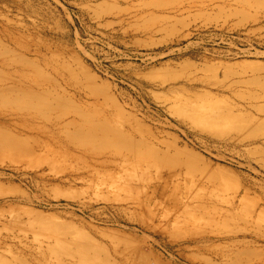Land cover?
<instances>
[{"label": "rangeland", "instance_id": "rangeland-1", "mask_svg": "<svg viewBox=\"0 0 264 264\" xmlns=\"http://www.w3.org/2000/svg\"><path fill=\"white\" fill-rule=\"evenodd\" d=\"M8 34L77 123L0 130V264H264V0H0ZM115 131L165 198L99 162Z\"/></svg>", "mask_w": 264, "mask_h": 264}, {"label": "bare ground", "instance_id": "bare-ground-1", "mask_svg": "<svg viewBox=\"0 0 264 264\" xmlns=\"http://www.w3.org/2000/svg\"><path fill=\"white\" fill-rule=\"evenodd\" d=\"M5 40V43L0 41V130L14 128L56 134L75 125V118H67L66 113L61 112L64 104L58 91L50 89L47 82L34 75V70L29 67L32 55L37 57L40 51L31 49L11 34ZM19 48L24 51L20 59L7 55L8 51L17 52ZM99 157V162L112 177L124 176L132 186L150 188V199L167 196V187L175 174L159 172V154L154 150H143L139 141H124L120 133L114 134L111 151ZM130 169L133 171H128ZM128 226L140 229L130 223Z\"/></svg>", "mask_w": 264, "mask_h": 264}]
</instances>
